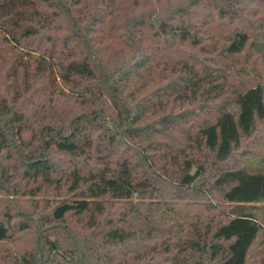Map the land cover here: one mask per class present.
I'll return each mask as SVG.
<instances>
[{
	"label": "trees",
	"instance_id": "1",
	"mask_svg": "<svg viewBox=\"0 0 264 264\" xmlns=\"http://www.w3.org/2000/svg\"><path fill=\"white\" fill-rule=\"evenodd\" d=\"M150 5L0 0L10 264H264V0Z\"/></svg>",
	"mask_w": 264,
	"mask_h": 264
},
{
	"label": "rangeland",
	"instance_id": "2",
	"mask_svg": "<svg viewBox=\"0 0 264 264\" xmlns=\"http://www.w3.org/2000/svg\"><path fill=\"white\" fill-rule=\"evenodd\" d=\"M140 3L145 4L146 2L150 5L152 4V2H154V0H139ZM151 6V5H150ZM89 7V6H88ZM149 7V6H148ZM87 13V12H86ZM89 13H87L88 15ZM99 25L95 26V33L97 34L98 27ZM98 39V38H97ZM104 45H106L105 50L107 47V44L104 42ZM234 159L231 160V162H233ZM229 162V164L231 163ZM231 165V164H230ZM7 194L3 193L2 191H0V210H1V205L4 202V200L6 199ZM10 197H13V195H10ZM264 220V219H263ZM32 234H24V235H20L17 239L15 240H11V241H5L0 243V264H10L13 260L12 255L15 253H22L25 250L30 249L31 247H33V238ZM261 252V251H260ZM255 252L253 254V262H258L259 258H261V254L264 253L261 252Z\"/></svg>",
	"mask_w": 264,
	"mask_h": 264
}]
</instances>
